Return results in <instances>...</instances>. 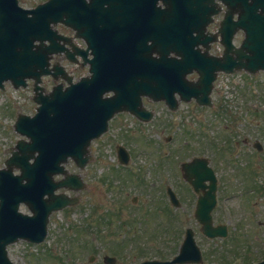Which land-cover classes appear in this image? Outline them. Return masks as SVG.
I'll return each instance as SVG.
<instances>
[{
	"label": "rangeland",
	"instance_id": "1",
	"mask_svg": "<svg viewBox=\"0 0 264 264\" xmlns=\"http://www.w3.org/2000/svg\"><path fill=\"white\" fill-rule=\"evenodd\" d=\"M23 3H35L38 0H22ZM258 87H256L257 91L260 92V94H264V85L261 84V82H257ZM242 98H245L242 96ZM239 102L243 103L244 101L241 99H238ZM260 101V100H259ZM257 101V103H259ZM261 103V102H260ZM227 107L231 108V104H226ZM235 104L233 103V106ZM258 108H261L263 111L259 110H252L247 111L244 108L241 109H233V112L231 113V118L223 122V120L219 121L218 119L212 120L209 119V123H212V126L223 128L225 125L230 124L228 132L225 135L222 136V139H230L234 143V153L236 155H239V153H242V148H244V143L247 142L246 139L252 138L253 140L258 139L262 140L264 142V108L258 106ZM203 115L208 116L211 110H204ZM193 112L187 107H184L180 111L181 118H184L187 124H190L192 126H195V121L193 117ZM169 114L160 112V118L156 121L154 124V128H152V131L150 134L146 135L147 142H140L141 138H146L143 135H129L125 136V139H121L123 142H126L134 151H135V160L137 162L140 161V164L142 165H148L149 168L148 177L152 178V181L150 182V188L151 192L153 193L155 190L159 189V186L162 187L167 185H172L174 188L178 185H182L184 182L182 181L180 171H179V163L181 161L188 160L191 155L200 153L198 151H193L188 149H184V146H186V142L184 139L183 132H180L177 135H174V139L170 144L165 143L164 139L168 136L169 127L167 126ZM209 117V116H208ZM215 118V116H214ZM228 119V115L224 117V120ZM223 122V123H222ZM160 123L161 128L157 129L156 125ZM117 125H114L113 128L116 129ZM162 131V132H161ZM116 135H108L104 137L102 142L95 143L94 145V152L98 156V162L95 163L94 167L91 169L90 174L88 175V180L91 182H95L96 184H99V191L102 193V198H100V201L102 202H108L109 200H106L105 198L106 193L113 192L116 196H120V193L122 194V201L125 206V212H123V216H121L122 223H126L131 221L132 218L127 217L128 211H132L137 209L138 207H147L150 204H161L160 200L161 198H150L147 197L146 194H148V191H142L141 189L136 188L133 184L129 183L127 186H124L122 189L120 187V183H118L117 179L115 177H110L109 180L106 182H103V180L107 177L106 175L113 173V171L110 168L111 163H113L114 156V146L113 139ZM189 138V134H187ZM121 138V137H117ZM146 143H150V146L148 147ZM189 143V141H188ZM264 144V143H263ZM173 147V150H177L178 155L176 158L172 159L170 162L165 161L167 166L165 168V171L162 169L157 170L156 172V166L161 165V162L158 157L154 156V153L156 151L161 150L169 151ZM199 148V147H197ZM197 148H189V149H197ZM206 151V150H204ZM203 151V152H204ZM149 161L150 163H148ZM146 170V168L144 169ZM230 170V169H229ZM156 172V173H155ZM224 174V173H223ZM112 176V175H111ZM183 183H182V182ZM164 183V184H163ZM112 184V189H109V185ZM116 187V188H115ZM149 187V186H148ZM107 188V190H106ZM117 192V193H114ZM159 195V193H157ZM97 197L101 196L100 193L96 195ZM134 196L141 197V200L138 201L137 206L133 205L132 198ZM145 203H148L145 205ZM260 207L264 209V199L261 200ZM253 207H251L252 209ZM256 209V208H255ZM160 210V209H159ZM154 213H158V210L154 207ZM74 216V212H72ZM255 218L258 216H254ZM155 221H152L153 223ZM65 226L64 218L61 214L54 216V223H53V229L51 230V236L52 240L51 243L42 246L38 248V252H27L30 251V247L26 246L25 244H19L17 245L11 253L12 259L17 262V264H60L59 259L63 260L65 264H69L71 261L79 259L82 263L87 262L88 256H86V253L84 250L80 249H73V245L66 246L63 250H59L53 248L51 250H48L46 253L42 252L43 248H47V246L52 247L53 238H55L57 235L61 234L62 228ZM51 251L50 256H48V252ZM39 256L41 260L35 258V256ZM46 261V262H44Z\"/></svg>",
	"mask_w": 264,
	"mask_h": 264
},
{
	"label": "flooded vegetation",
	"instance_id": "2",
	"mask_svg": "<svg viewBox=\"0 0 264 264\" xmlns=\"http://www.w3.org/2000/svg\"><path fill=\"white\" fill-rule=\"evenodd\" d=\"M260 6H264V0H261L260 2ZM145 102L147 104H150V101L145 100ZM179 226V225H178ZM184 226V225H180L179 227ZM196 228L199 229L200 232V225L196 224L195 225ZM198 236L201 237V234H199ZM197 239V236H195ZM184 240V236L181 239V244L183 243L182 241ZM196 243L198 244L202 256H199L197 253L195 256H191L189 258L187 257H180L179 259H177V263L175 264H214V261L218 258L216 256L213 255H208L206 250L209 251V253H213V249L210 247L209 243H206L205 248L202 246V244L198 241H196ZM180 242H178V246H179ZM180 244V246H181ZM128 247V246H127ZM117 248H121L119 246L113 245L112 246V251L109 253L111 256L115 257V264H125L124 260L125 257L123 256V254H129L130 251L127 249L126 251L124 250L123 252L117 250ZM179 248V249H178ZM177 249L174 250H170L169 252H167L166 256L164 258H162V261H170L175 259V257H177V255L180 252V247H178ZM146 254L148 255V257H146V259L150 260V248L146 251ZM255 259V257H249V256H232L230 258V261L228 263L225 264H250L253 260ZM264 258L260 259L263 260ZM258 260V261H260ZM256 261V262H258ZM106 262V261H104ZM255 262V263H256ZM128 264V263H127ZM254 264V263H253Z\"/></svg>",
	"mask_w": 264,
	"mask_h": 264
},
{
	"label": "water",
	"instance_id": "3",
	"mask_svg": "<svg viewBox=\"0 0 264 264\" xmlns=\"http://www.w3.org/2000/svg\"><path fill=\"white\" fill-rule=\"evenodd\" d=\"M66 111L64 108H57L56 109V114H61L62 112Z\"/></svg>",
	"mask_w": 264,
	"mask_h": 264
}]
</instances>
